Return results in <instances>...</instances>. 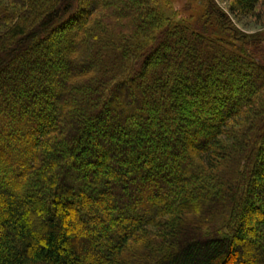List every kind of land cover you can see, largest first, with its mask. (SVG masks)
<instances>
[{
    "label": "trees",
    "instance_id": "1",
    "mask_svg": "<svg viewBox=\"0 0 264 264\" xmlns=\"http://www.w3.org/2000/svg\"><path fill=\"white\" fill-rule=\"evenodd\" d=\"M206 1L222 36L160 0H0V264H264V37Z\"/></svg>",
    "mask_w": 264,
    "mask_h": 264
},
{
    "label": "rangeland",
    "instance_id": "2",
    "mask_svg": "<svg viewBox=\"0 0 264 264\" xmlns=\"http://www.w3.org/2000/svg\"><path fill=\"white\" fill-rule=\"evenodd\" d=\"M213 1L218 9H220L222 12H224V14H227L229 16L230 21L239 32L248 35L259 34L260 36L264 37V28L256 25L255 22L249 16H242V15L239 16V15L231 14L228 10V2L226 0H213ZM89 2H91V0H80L79 3H81L80 4L81 6L82 5L84 6V4L87 6ZM160 8L161 11L165 12L164 13L165 16L169 15V12H167L168 9L176 12V14L178 15L177 17L180 18V20H178L180 23L189 24L200 30L204 29V31H206V33L210 35L222 36V32L220 28L217 26L213 17L210 16L212 15V13L208 11L206 0H160L159 9ZM58 85H59V80L53 82L54 87H58ZM17 93L18 92L14 91V93H12V96H15ZM50 100L52 101V99ZM196 108L198 109V104L196 105ZM97 124H98V128H101V124L96 122L95 125ZM185 126L190 127V124L185 123ZM185 126H183V129L182 128L181 129L184 130ZM115 129L114 131L112 130L114 136L119 134V131H117L118 129L117 128ZM156 129H159V126L155 125V127L150 129V132ZM8 131L9 133L11 132L10 129ZM94 131L96 132L95 129ZM0 143L10 148V143L7 137L4 136L0 137ZM142 155L144 158L146 157L145 151H143ZM2 159L3 158H1V160ZM129 191L134 192L133 190H129ZM189 238L187 236L184 239L188 241Z\"/></svg>",
    "mask_w": 264,
    "mask_h": 264
}]
</instances>
